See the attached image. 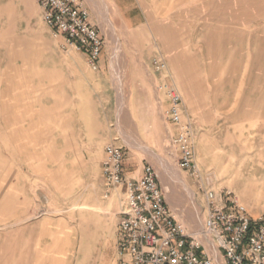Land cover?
I'll list each match as a JSON object with an SVG mask.
<instances>
[{"label":"rangeland","instance_id":"1","mask_svg":"<svg viewBox=\"0 0 264 264\" xmlns=\"http://www.w3.org/2000/svg\"><path fill=\"white\" fill-rule=\"evenodd\" d=\"M90 1L97 14L94 25L103 31L104 64L99 71L90 66L83 70L81 51L50 38L37 0H0V264H42L37 259V221L42 217L69 219L68 226L64 222L57 228L60 247H71L59 255V264H93V245L79 243L82 205L77 204L90 199L79 189L84 172L80 159L98 160L109 143L123 146L124 168L136 159L154 166L167 197L176 188L183 192L188 205L176 214L189 229L200 227L189 197L192 191L193 204L202 211L200 184L231 191L252 217H264V47H227L223 35L229 1L217 0L218 12L213 0H187L184 5L162 0L170 11L160 12L152 9L154 0H141L156 17L173 16L184 6L188 17L200 14L188 21L193 52L182 63L187 67L181 76L185 92L178 91L193 122L201 177L178 167L176 147L167 138L168 105L154 93L151 54L145 48L153 35H147L146 27L122 28L121 13L112 19L105 0ZM128 3L121 1L122 6ZM215 11L220 16L210 19ZM137 13L138 8L126 12L133 17L127 23L135 24ZM211 28L220 29L219 45L215 36H207ZM35 47H42L41 55ZM113 56L122 92L113 76ZM131 77H144L150 85L137 101L140 116L132 114ZM69 79L81 94L79 100L72 96ZM68 126L81 134L76 152L61 139L55 141L58 129ZM160 158L178 171L185 186L165 171Z\"/></svg>","mask_w":264,"mask_h":264},{"label":"built area","instance_id":"2","mask_svg":"<svg viewBox=\"0 0 264 264\" xmlns=\"http://www.w3.org/2000/svg\"><path fill=\"white\" fill-rule=\"evenodd\" d=\"M42 19L53 38L62 37L65 45L87 55L92 70L99 69L104 53L101 31L90 20L84 0H37ZM155 71L166 63L154 58ZM168 101L167 121L176 127L172 139L178 167L201 177L195 161L194 130L191 121L182 120V97L168 83L159 86ZM122 145L104 147L102 174L108 197L110 189L122 186L126 202L117 223L118 264H264V217H252L229 190H216L200 184L204 204L198 211L200 227L189 229L166 200L154 166L146 164L137 178L124 176ZM201 206V207H202Z\"/></svg>","mask_w":264,"mask_h":264},{"label":"crops","instance_id":"3","mask_svg":"<svg viewBox=\"0 0 264 264\" xmlns=\"http://www.w3.org/2000/svg\"><path fill=\"white\" fill-rule=\"evenodd\" d=\"M122 0H105L106 9L108 15L113 19L114 13H121V21L123 24L122 28L128 27H138L139 30L147 29V35H153V41L150 42V47H145L147 51L151 54L150 64L154 58H159L166 63V69L163 71H155L153 66V71L151 70L150 75L155 77V84L153 86L154 93L158 94L159 98L168 105L167 97L165 93L159 89V86L163 83L172 84L181 92H185L184 83L181 78L182 67L185 69L186 53L192 51V43H189L188 34V21L192 19H197L200 16L199 13H194L189 15L186 12V7L179 9L175 15L170 17H156L152 15L151 11L146 12V8L142 6L141 0H129L126 6H122ZM217 0H213L217 4ZM228 13L227 18L229 20L228 27L226 29V44L227 47H264V0H228ZM151 3L153 10H159L160 12H169L170 8L164 5L162 0H154ZM85 5L88 7L90 12V20L93 24H97V14L95 5L90 0H84ZM180 3L183 5L187 3V0H181ZM138 8L139 13H137L134 18H137V22L127 23L133 19L132 16H126V12ZM40 9V8H39ZM220 7L218 8L219 12ZM217 11L213 12L210 19H216L220 16ZM41 20L43 24L47 27L42 19V11L40 9ZM108 19L107 17H105ZM120 20L119 18H117ZM109 20V19H108ZM48 33L50 38L54 41L63 43V38H53L49 28ZM103 35L102 29H100ZM215 36L216 45L221 42L220 29L211 28L207 36ZM158 42H157V41ZM213 41V40H212ZM56 42V43H57ZM37 53L41 55L42 47H35ZM193 52V51H192ZM81 60V68L83 70L89 69L87 62V55L84 52L78 54ZM183 61V62H182ZM104 64V57L99 61V71ZM73 68L74 66L71 65ZM138 67V65H137ZM91 68V67H90ZM75 69V67H74ZM84 77V76H83ZM85 78H83V83ZM69 86L72 88V96L75 100L81 98V94L76 90V86L69 79ZM144 77H131L129 81L131 95L133 99L132 104V114L134 116L143 115L141 111V106L137 103L142 97L141 93L145 91L146 87H150ZM152 87V86H151ZM179 87V88H178ZM182 97V96H181ZM120 111H118L119 115ZM190 114H188L185 106H183L182 120L183 122L190 121ZM166 118V117H165ZM167 126L169 128L167 138L173 139L176 135V127L170 124L167 119ZM193 123V122H192ZM193 125V124H192ZM61 139L65 147H69L73 151L80 147L81 134L76 127L68 126L61 127L58 129L57 135L55 136V141ZM57 146V145H55ZM76 152V151H75ZM104 156V150L102 151L100 158L94 161H89L87 159H80L83 165L84 172L81 178V187L83 195L86 200L83 203L77 204L81 206L82 210L79 212L81 216L79 217L80 226L83 232L80 233L79 243L81 244H92L93 252V264H118L116 256V245H117V223L121 211L124 209L126 202L125 190L122 186L115 189H110L108 197L104 198V194L107 191L105 180L102 174V159ZM124 167V161H123ZM145 164L142 159H136L134 163L130 166L124 168V176L137 179L144 171ZM161 184V182H160ZM164 188L168 192L169 186L165 185ZM189 190V189H188ZM192 193V191H191ZM166 196V195H165ZM168 205L171 208H183L188 205L186 198L180 189H175L174 193L170 196H166ZM194 208V207H193ZM69 219H56L54 217H42L41 220L37 221V227L40 228L39 242L41 243V252L38 251L37 259L42 261V264H59V259L62 254H68L70 246L60 247L59 245V224H64L66 222L68 226ZM68 230H71L68 227ZM67 231V230H66ZM82 231V230H81ZM67 234L69 231L66 232ZM77 236V235H76ZM78 237V236H77ZM65 244L69 243L67 235L63 241ZM66 260V259H65ZM68 261H64L66 264ZM40 264V263H37Z\"/></svg>","mask_w":264,"mask_h":264},{"label":"bare ground","instance_id":"4","mask_svg":"<svg viewBox=\"0 0 264 264\" xmlns=\"http://www.w3.org/2000/svg\"><path fill=\"white\" fill-rule=\"evenodd\" d=\"M105 20H106V23H110L109 22V20L108 19H106L105 18ZM111 28V27H110ZM117 62H116V58H115V56H113V60H112V68H113V76H114V79H115V82H116V84H117V86H118V90H119V92H122L121 91V86H122V84H121V82L117 79V74L116 73H118L119 72V68H118V66H117V64H116ZM121 105H122V103L120 102V107H121ZM119 111H120V109H119ZM136 145H137V143H136ZM141 145V144H140ZM140 147H142L144 150H146V151H149V149L147 148V147H145V146H140ZM152 153V152H151ZM152 156H153V154H152ZM158 156V155H157ZM160 157V156H159ZM157 159V158H156ZM160 160L162 161V164H163V166H164V169H165V171H168V172H172L173 173V175L172 176H174L173 178L178 182V183H180V184H182V185H186V183L183 181V179H182V177L179 175V173H178V171L176 170V169H174L171 165H169L164 159H161L160 158ZM190 196V199L191 200H193V198H194V193L192 192V194H189Z\"/></svg>","mask_w":264,"mask_h":264}]
</instances>
